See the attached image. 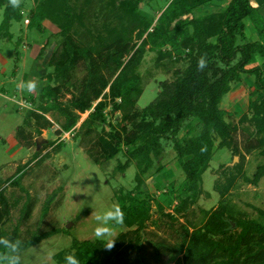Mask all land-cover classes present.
I'll return each instance as SVG.
<instances>
[{"label":"trees","instance_id":"16d2710c","mask_svg":"<svg viewBox=\"0 0 264 264\" xmlns=\"http://www.w3.org/2000/svg\"><path fill=\"white\" fill-rule=\"evenodd\" d=\"M35 1L28 28L43 31V22L51 20L59 26L63 37L50 59L55 73L47 78L56 84L43 88L41 99L45 104L39 110L48 113L58 109L65 118L61 128L66 132L78 124L81 113L90 111L80 129L90 135L102 127L105 134L99 143L108 152L105 159L110 161L121 152L126 154V161H119V171L125 172L136 162L139 170L136 192L144 195L140 197L133 189L126 192L121 189L115 195L125 213L124 225L135 227L129 232L131 236L126 232L119 234L111 248L106 246L107 240L74 239L68 254L74 253L80 264H152L141 253L154 206L171 220L170 227L175 228L204 194L203 175L214 152L224 147L240 152L234 136L237 127L228 122L227 111L221 105L232 91L233 83L247 74L254 76L249 110L258 136L256 143L247 149L260 148L264 157V16L252 0H229L225 7L209 10L202 16L197 12L215 0H172L158 19L141 11L142 0H99L105 10V22L102 29H93L86 21L85 12L72 5L71 0ZM1 8H4V20L0 31L10 36L12 21H22L23 10L20 5L13 8L10 0H0ZM191 15L194 17L189 19ZM183 17L185 20H181ZM246 19L254 23L261 39H248ZM175 21L181 22L172 26ZM166 45L173 46L189 64L185 70H177L173 80L162 81L157 97L141 108L138 102L145 87L139 68L147 51ZM164 54L172 55L170 51ZM201 56L207 59L203 70L197 68ZM82 62L87 73L81 80L75 79ZM71 87L74 90L69 104L50 103ZM110 101L114 102L113 112L122 113L115 125L108 122L105 113ZM37 117L39 131L45 128L40 127L43 120L51 125L45 115L37 114ZM183 129L185 133L181 137ZM216 137L221 140L217 148ZM165 140L173 141L178 162L186 174L179 191L188 196L173 213H166L163 204L143 188L144 176L164 153ZM90 155L102 165L98 156ZM263 178L264 162L258 165L253 177H245L254 185ZM232 183L233 178L224 188L218 185L216 188L225 196ZM257 210L259 218H237L229 205L222 202L214 210L205 211L201 225L189 220H186L188 227L180 223L182 229L177 230L179 238L175 243L158 240L154 260L162 264L163 257L168 255L174 264H264V209ZM8 212V199L2 189L0 223ZM59 231L36 233L23 240L19 227L10 234L0 228V237L23 241L25 251ZM3 254L4 250L0 249V256ZM65 256L62 251L56 255L58 264H66Z\"/></svg>","mask_w":264,"mask_h":264},{"label":"rangeland","instance_id":"374dc122","mask_svg":"<svg viewBox=\"0 0 264 264\" xmlns=\"http://www.w3.org/2000/svg\"><path fill=\"white\" fill-rule=\"evenodd\" d=\"M171 2L142 0L140 7L143 13L158 19ZM36 4L35 0H21L23 20L12 21L10 36L6 31H0V190H4L9 204V212L1 221L0 228L10 234L19 227L23 240L36 233L41 235L60 230L23 251L24 264H58L56 255L61 251L67 255L74 239H97L94 236V216L113 204L119 205L115 195L121 189L136 192L139 170L135 161L125 172L117 169L119 161H126V154L122 152L110 161L105 159L108 152L99 143V138L105 134L102 127L90 135L80 129L90 111L81 113L78 124L66 132L61 128L65 118L58 109L48 113L39 110L45 104L41 99L43 88L56 84L47 78L55 73L50 59L63 37L59 26L51 20L43 22V31L28 28L30 12ZM71 4L85 12L86 21L93 29H102L105 10L101 8L99 0H71ZM210 8L200 9L197 15H204ZM3 20L4 8H1L0 26ZM181 20H185L184 17ZM180 22L175 21L172 26ZM246 24L248 39H261L250 19H246ZM166 51L172 55H165ZM179 55L171 45L147 51L139 68L145 87L138 102L139 107L148 106L157 97L162 81L173 80L177 70L186 69L189 60ZM86 73V64L82 62L75 72V79L81 80ZM29 80L38 81V87L32 92L25 87ZM253 84L254 76L244 75L240 81L233 83L232 91L224 97L221 106L227 111L228 122L237 127L234 136L240 152L236 153L229 147L214 152L209 169L203 175L204 194L185 213V218H180V223L186 227L190 222L201 225L205 211L214 210L222 202L229 205L237 218H259L257 208L264 209V178L258 185L245 179L246 176L253 177L258 165L264 162L260 148L247 149L258 138L249 110ZM73 90L74 87L66 89L63 95L50 103L60 106L69 104ZM113 109L114 102L110 101L105 113L108 122L115 125L122 113L113 112ZM37 114L45 115L51 125L43 120L40 127L45 128L39 131ZM184 133L185 129L180 136ZM40 136L44 137V142L38 146ZM220 141L216 137V148ZM164 146L163 155L155 160L153 168L144 176L143 188L163 204L166 213H173L175 207L188 196L179 191L186 174L178 162L173 141L165 140ZM123 151L127 149L124 147ZM90 154L98 156L102 165L97 164ZM235 157L238 158L234 162ZM14 178L16 180L12 181ZM231 178L232 186L222 196L216 186L224 188ZM137 194L144 196L140 192ZM170 223L171 220L154 206L147 222L141 253L152 264H157L153 254L158 240L163 238L175 243L179 238L177 230L181 231V224L176 223L175 228H171ZM134 228L130 229L124 223L118 224L114 227L113 238L124 232L131 236L129 232ZM162 260V264H174L168 255Z\"/></svg>","mask_w":264,"mask_h":264},{"label":"clouds","instance_id":"9594fccd","mask_svg":"<svg viewBox=\"0 0 264 264\" xmlns=\"http://www.w3.org/2000/svg\"><path fill=\"white\" fill-rule=\"evenodd\" d=\"M21 0H10L13 8L19 7ZM207 66V59L201 56L197 62V68L203 70ZM26 89L32 92L38 87V81L29 80ZM125 213L122 207L118 204H113L106 208L102 213L94 216L95 227L94 236L97 239L107 240L106 246L113 247L115 239L113 238L114 227L124 222ZM24 244L18 239H11L8 237H0V249L4 250V254L0 256V264H24ZM66 264H80L78 257L72 253L64 257Z\"/></svg>","mask_w":264,"mask_h":264},{"label":"crops","instance_id":"0c3cea01","mask_svg":"<svg viewBox=\"0 0 264 264\" xmlns=\"http://www.w3.org/2000/svg\"><path fill=\"white\" fill-rule=\"evenodd\" d=\"M253 4L264 13V0H252ZM229 3V0H215V2L211 3L209 6L210 9H217L219 7H225ZM261 59V61H260ZM259 63L262 62V58H258Z\"/></svg>","mask_w":264,"mask_h":264},{"label":"water","instance_id":"95a60500","mask_svg":"<svg viewBox=\"0 0 264 264\" xmlns=\"http://www.w3.org/2000/svg\"><path fill=\"white\" fill-rule=\"evenodd\" d=\"M43 142H44V137H43V136H40V137L38 138V140H37V144H38V146H41ZM237 158H238V157H235L234 162L237 160ZM234 162H233V163H234ZM233 225L235 226V223H234ZM69 227H70V226H69Z\"/></svg>","mask_w":264,"mask_h":264}]
</instances>
